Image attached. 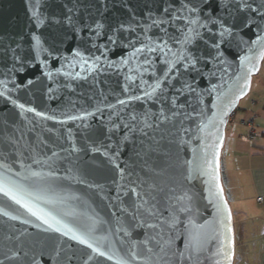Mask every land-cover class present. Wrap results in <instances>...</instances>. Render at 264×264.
<instances>
[{
  "label": "water",
  "instance_id": "1",
  "mask_svg": "<svg viewBox=\"0 0 264 264\" xmlns=\"http://www.w3.org/2000/svg\"><path fill=\"white\" fill-rule=\"evenodd\" d=\"M244 3L264 13V0H212L206 8L204 16L222 19L232 34L216 60L200 29L208 47L197 40L190 48L207 63L198 65L202 75L181 76L196 92L171 109L167 83L144 96L153 72L160 75L159 54H148L152 65L145 53L131 55L161 34L149 25L165 0H0V174L59 221L45 224L0 192V264H232L233 216L219 158L228 118L264 56V17L237 8ZM202 22L218 33V24ZM145 113L153 127H144ZM144 200L169 223L134 227L133 203ZM157 233L169 241L166 254L155 241L143 243ZM193 234L199 251L189 247Z\"/></svg>",
  "mask_w": 264,
  "mask_h": 264
},
{
  "label": "snow or ice",
  "instance_id": "2",
  "mask_svg": "<svg viewBox=\"0 0 264 264\" xmlns=\"http://www.w3.org/2000/svg\"><path fill=\"white\" fill-rule=\"evenodd\" d=\"M211 4L212 0H165V6L162 8L160 18L153 19L152 24L149 25V29L154 27L161 34L154 37H146V39L149 40V43H144L141 41V47H136L134 52L131 53L132 56L145 53L144 64L146 65H152L155 63V61L149 58L148 54H159L158 58H160L161 65L159 68L160 75L157 76L156 73L153 72L156 82L152 86V92H144L145 97L152 98V94L158 89L162 90V85L167 83L171 88L174 89L175 92V94L172 95L170 101H168L170 103L171 109H180L184 107L183 104L178 103L180 96H183L185 92L188 94H193L196 92V89L187 79L181 80V76H187L191 72H195L197 75H202L203 73L198 65L201 63H207L205 56L196 54L190 48V46L193 45L197 40H202L205 47H208V40L204 39L200 29H207L209 39L212 40L211 48L216 51V55L213 57V59H220L221 53L219 50L221 47V42H223L226 35H231L232 33L230 28L225 26V22L222 19L217 18V20H212L211 16H204L206 8L210 7ZM224 7L226 10L230 11L227 4H225ZM241 7L253 10L264 17V13H261L259 8L252 9L251 4L244 3L242 5H237L238 9ZM202 21L218 24V33L214 32L212 28H209L207 22ZM97 27L99 28L100 25H97ZM217 35L220 38V42H217L216 40ZM34 39H36L37 45H39V38L34 37ZM109 39L111 40V37H109ZM134 43L135 42H133V46ZM253 43H256V41H253ZM77 55H79V53H77ZM208 55H212V52L209 51ZM95 59L99 60V57H96ZM241 59L243 61L247 58L242 57ZM181 69H183V72H181ZM128 79L132 80L134 78L129 77ZM173 81H179L180 87L177 88L175 84H173ZM0 95H3V93H0ZM159 98L160 97L158 96L157 99ZM136 99H141V97L137 96ZM164 100L167 101L168 97H164ZM119 103L124 104L125 101L121 100ZM19 107L23 109L24 105L21 104ZM27 110L30 112L34 111V109L31 108ZM36 115L41 116L43 113L37 112ZM147 115V113L144 114V127H153L152 124L147 122ZM175 115H179V112L173 111V116ZM160 116L163 117L164 121L168 120V117L164 115L163 111L160 112ZM46 118L54 119V117ZM71 119H76V117H71ZM131 119L135 121L137 119L136 115H132ZM158 126L159 125L157 124L156 127ZM124 127L129 128L130 131L134 130L133 128H130L129 125H124ZM141 131H143V129H141ZM144 134L146 135V133ZM33 175L39 174L33 173ZM213 179H215V177H213ZM131 191L136 192V189L133 188ZM0 192L6 196H9L16 204L21 205L29 213H31L32 216L36 217L38 220H41L43 223H59V221L56 220V218L50 213L44 212L43 209L38 208L35 204H33L32 200L30 199L31 194L27 193L22 186L7 183L2 174H0ZM137 195L139 194L137 193ZM146 204H148L147 200L141 201L140 203H133V210L129 215L131 220L136 222L134 227L156 229L160 227L162 223H169V220L164 219L162 215L158 214L155 206L145 207ZM180 211H185V209L182 208ZM4 215H7V213L5 212ZM145 215L148 217H156L158 223H149L148 220L144 218ZM175 222L176 217L172 215L171 224L174 226ZM224 227L227 231H231L227 225H224ZM57 231H59V229H57ZM69 231H71V229H69ZM125 234L127 235L128 233L125 232ZM74 238L79 240L81 243H87V240L84 238V236H74ZM151 241H155L156 246L159 247L160 253L166 254V248L169 244V241L164 240L163 235L157 233L155 236H148L143 243L147 244ZM88 247L92 248L93 245L89 243ZM189 247L194 248L196 251L201 249L202 245L200 243L198 234H193L192 242ZM147 251L149 253H153V248L149 247L147 248ZM100 254L103 255V253ZM220 254L224 256L225 260H230L231 258L230 251L221 249ZM132 258H136L135 253L132 254ZM121 264H127V262H121Z\"/></svg>",
  "mask_w": 264,
  "mask_h": 264
},
{
  "label": "rangeland",
  "instance_id": "3",
  "mask_svg": "<svg viewBox=\"0 0 264 264\" xmlns=\"http://www.w3.org/2000/svg\"><path fill=\"white\" fill-rule=\"evenodd\" d=\"M264 59V56H263ZM260 64V68L263 62ZM251 77L250 87L245 96H243L235 109L234 113V127L233 131H226V140L221 148V163L220 167L221 185L223 194L227 203L231 208V212L234 217L233 231L236 234V240L234 241V254L232 264H257L255 256L256 242L261 241L259 237L256 238L247 229L246 234L243 236V241L240 242L238 229L240 216L235 214L237 207L240 208V204L246 205L243 202L245 199L242 196L243 189L237 187L238 177H242L243 173L241 168L248 165L247 157L250 155L249 147L238 141V135L242 131V127H239L240 120H247L249 118H255V127L257 128V140L261 147H259L261 157H264V87L261 83V77H263V70ZM255 142V145L257 146ZM251 157V156H249ZM237 171V172H236ZM238 173V174H236ZM236 177V178H235ZM246 191V190H244ZM249 230V231H248ZM254 239V240H250ZM258 247V246H257Z\"/></svg>",
  "mask_w": 264,
  "mask_h": 264
},
{
  "label": "crops",
  "instance_id": "4",
  "mask_svg": "<svg viewBox=\"0 0 264 264\" xmlns=\"http://www.w3.org/2000/svg\"><path fill=\"white\" fill-rule=\"evenodd\" d=\"M264 66V59L260 68V71L263 70ZM261 83L264 87V70H263V77H261ZM239 127H242L241 133L238 135V141L244 145H247V147L251 148L249 149L251 157H247L248 165L246 167L241 168L240 171L245 173L242 177H238L237 180V187L243 189V197L246 205H241L240 208L237 207V209L234 211L235 214L240 216V219H238L239 223V229H238V235L240 239V242L243 240L244 234H246L247 229H249V234L251 233L254 238H256V241L259 237H261V241L256 242V248H255V256H256V263L257 264H264V157H261L262 154H260L259 147L260 144L258 141L256 142L257 146L255 145V142L253 146H249L247 143H244L240 140V136L247 133V129L238 124ZM234 130V129H233ZM226 140V137L224 141ZM223 146V145H222ZM220 166L221 168V152H220ZM237 172V171H236ZM238 174V173H236ZM246 190V191H244ZM258 197H261V200H257ZM236 234L234 233V241L236 240ZM251 241L254 239H250Z\"/></svg>",
  "mask_w": 264,
  "mask_h": 264
},
{
  "label": "built area",
  "instance_id": "5",
  "mask_svg": "<svg viewBox=\"0 0 264 264\" xmlns=\"http://www.w3.org/2000/svg\"><path fill=\"white\" fill-rule=\"evenodd\" d=\"M234 112H232L228 118L227 124H226V128H225V137H226V131L229 130L230 132L233 131V127H234ZM239 124L244 126L247 129V133L241 135L239 138L242 142L247 143L249 146H253L256 138H257V128L255 127V118H249L247 120H240ZM257 200H261V197H258Z\"/></svg>",
  "mask_w": 264,
  "mask_h": 264
},
{
  "label": "trees",
  "instance_id": "6",
  "mask_svg": "<svg viewBox=\"0 0 264 264\" xmlns=\"http://www.w3.org/2000/svg\"><path fill=\"white\" fill-rule=\"evenodd\" d=\"M232 216H233V214H232ZM233 222H234V217H233Z\"/></svg>",
  "mask_w": 264,
  "mask_h": 264
}]
</instances>
